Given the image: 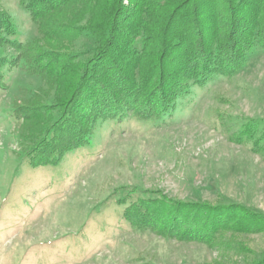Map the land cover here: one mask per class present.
I'll return each mask as SVG.
<instances>
[{"label":"rangeland","instance_id":"obj_1","mask_svg":"<svg viewBox=\"0 0 264 264\" xmlns=\"http://www.w3.org/2000/svg\"><path fill=\"white\" fill-rule=\"evenodd\" d=\"M83 5L58 14V21L71 25L64 34L91 23V9ZM0 9L16 29L10 39L39 37L21 0H0ZM71 37L63 48L80 59L92 55L91 36L77 42ZM4 80L0 264H254L264 254L262 228L230 227L212 244L171 239L123 228V207L116 203L137 189L139 196L147 191L183 202L240 205L264 216V152L254 145L264 136L262 50L238 74L193 88L159 122L100 125L90 145L69 153L56 168H31L22 160L29 145L24 126L11 118L16 107L52 103L55 89L21 71ZM248 124L256 128L253 138L237 140Z\"/></svg>","mask_w":264,"mask_h":264},{"label":"trees","instance_id":"obj_2","mask_svg":"<svg viewBox=\"0 0 264 264\" xmlns=\"http://www.w3.org/2000/svg\"><path fill=\"white\" fill-rule=\"evenodd\" d=\"M84 1L21 0L39 33L25 43L10 39L16 29L0 9V87L8 86L6 74L21 71L47 80L57 93L50 104L12 112L11 118L24 126L29 147L22 160L31 168L60 166L69 153L90 145L102 124L159 122L193 88L238 74L256 49L264 52V0ZM81 2L91 9V23L69 35L76 42L86 35L95 40L86 59L63 48L70 40L64 29L71 25L57 19ZM255 130L245 125L237 140L252 139ZM263 142L264 136L254 144L256 150L264 152ZM137 192L116 200L123 207L125 229L209 244L230 227L264 229V216L240 205L211 206ZM254 264H264V254Z\"/></svg>","mask_w":264,"mask_h":264}]
</instances>
